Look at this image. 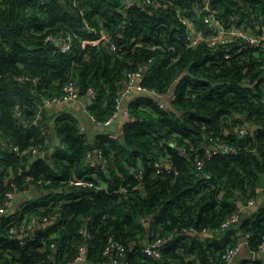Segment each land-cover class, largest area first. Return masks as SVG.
<instances>
[{
  "label": "trees",
  "instance_id": "trees-1",
  "mask_svg": "<svg viewBox=\"0 0 264 264\" xmlns=\"http://www.w3.org/2000/svg\"><path fill=\"white\" fill-rule=\"evenodd\" d=\"M168 1L154 9L121 0H0V196L34 195L0 217V264H68L81 246V264H228L221 255L239 242L245 251L231 264H264L256 254L264 235V46L228 58L227 46L186 48L176 10L192 16L204 0ZM209 2L224 22L252 32L264 26V0ZM100 29L115 51L104 41L82 43ZM49 34L66 38L68 50L60 38L45 40ZM142 64V87L173 90L166 110L139 92L127 99L119 129L81 134L78 114L41 108L74 81L83 99L93 87L87 114L104 120L120 103L127 73ZM39 111L45 134L33 123ZM245 122L256 131L239 138L235 127ZM221 143L234 149L215 152ZM28 146L50 156L20 153ZM164 158L171 170L157 171ZM72 176L97 187L67 185ZM259 197L256 210H245ZM236 211L239 220L222 228ZM53 214L24 244L9 232L16 221ZM161 238L158 256L144 251ZM110 241L123 255L104 253Z\"/></svg>",
  "mask_w": 264,
  "mask_h": 264
},
{
  "label": "built area",
  "instance_id": "built-area-1",
  "mask_svg": "<svg viewBox=\"0 0 264 264\" xmlns=\"http://www.w3.org/2000/svg\"><path fill=\"white\" fill-rule=\"evenodd\" d=\"M125 3L130 2H137L144 7H152L154 9L158 8H167L169 6L168 0H121ZM178 22L183 26L184 28V38L183 43L186 48H195L200 45H205L208 48H217L218 46H227L228 48H232L234 51L232 53H225V57H231L233 55L241 54V52L244 49L248 48H259L264 46V26H262L257 32H252L251 30H248L244 27V25H238L233 24L229 22H224L222 18L219 16L218 10L215 7H212L209 0H204L201 5L195 6V14L194 15H187L185 13L184 9L178 8L176 10L175 14ZM202 21V25H198L197 21ZM58 38H60L63 42L60 44V50L61 51H67L69 48V41H66V38L64 37H57L54 35H47L45 40H52L55 41ZM104 41V43H109L110 48L112 50H116V47L113 43L109 42V38L107 34L103 31V29H100L99 36L97 38H85L82 40L83 44H98L99 42ZM146 64L140 65V67L135 70L127 73V81L124 89L120 92L119 97V105L116 106V108L112 111V113L105 118L104 120H96L93 116L88 115L87 113V106L91 104L93 99L95 98V90L93 87L88 88V94L84 101L83 106V113L88 115L89 119L91 120L92 124H94L95 127L98 129H102L103 127H109L114 124L115 119L119 115H124L125 117L129 116V107L122 101L127 98L126 95L130 94L132 92V88L135 87V83H137V80L142 75V69H145ZM264 69V67H261ZM139 92H144L147 94H150L159 101V105L161 109L166 110L169 106V100L171 98H174V94L172 93L169 96V99L163 101L160 100L164 98L165 94L157 92L155 89H147L146 87H142L139 83L136 86ZM81 96L78 91V87L74 81L66 82L63 86V92L60 95L53 96L51 98L44 99L43 104L41 105V108L44 106H54V105H60L65 104L69 101L80 99ZM40 108V109H41ZM41 112L39 111L35 118L33 123H35L36 126H38L43 134H45L47 131L44 127V125L41 123ZM78 129L81 134L85 133L87 128L81 120L78 123ZM255 128H253L251 125L249 127L246 126V124H238L235 127V132H237V136L239 138L244 137L245 135H248L252 137L255 133ZM50 140L46 139V145H50ZM13 149L16 151H19V147L17 145L12 144ZM234 148L233 146L227 144V143H221L218 144L217 148L214 149L215 152L220 153H228L232 151ZM40 148L39 146H28L20 151V153H31L32 155L39 154ZM183 152V151H181ZM100 155V154H99ZM88 157H91V154ZM102 162L104 160L100 159ZM164 163L156 161L155 167L157 171H163L171 169L170 159L164 158ZM197 164L201 166V161H198ZM22 173L21 170H18V174ZM140 175V173H139ZM26 180H30L31 176L27 175L25 176ZM67 185H88L97 187L96 184H94L91 180H88L84 177H76L72 176L69 177L66 181ZM102 187L104 184H100ZM138 184L134 185L133 188H137ZM121 191H125V189H121ZM25 194L22 195L20 192H16L15 190L11 189L6 191L2 196H0V217L8 212L14 211L17 206V202L20 198L24 197ZM255 204L254 200H249L247 202L246 207H250ZM56 215H50V216H43L42 218L36 217L34 215L29 216V218L24 220H19L14 222L10 225L9 232L12 234L17 235L19 238L22 239V243H26V240L28 237H31V231L33 230L34 225L36 222H42L46 223L49 222L50 218H54ZM240 218L239 212L236 211L232 213L229 217H227L222 223L221 227H227L230 223L238 221ZM26 239V240H25ZM167 238H161L158 240H155L151 243H148L144 247V251L149 253L151 256H158L159 251L157 249V245L159 242L165 241ZM244 242H239L234 245L228 246L223 251L221 257L224 259L225 262L228 264H231V262L234 260L238 252L240 251L242 244ZM109 249H114L117 251L118 255H123L124 249L123 246L116 241H110L109 245L104 249V253H107ZM256 252L258 254L264 253V235L262 236L261 242L258 244ZM85 257V248L83 246L79 247V250L75 257L71 259L68 264H81L82 260ZM113 262H116V259L113 260ZM127 264V263H126Z\"/></svg>",
  "mask_w": 264,
  "mask_h": 264
},
{
  "label": "crops",
  "instance_id": "crops-1",
  "mask_svg": "<svg viewBox=\"0 0 264 264\" xmlns=\"http://www.w3.org/2000/svg\"><path fill=\"white\" fill-rule=\"evenodd\" d=\"M171 91H172V89L168 90L167 93H165V96H164V98L162 99L163 101H165V100H167V99L169 98V96L173 93V92H171ZM127 99H129V98H125L122 102L125 103V102L127 101ZM84 101H85V99L80 98V99H77V100L69 101V102H67V103H65V104L54 105L53 108H54V111H56V112H57V110H59V109H65V110H67V111H71V112H74V113L78 114L79 116L82 117V120H83V122H84V124H85V126H86V128H87V131H89L90 133H92V132L98 130V128L95 127L94 124H92V122H91V120L89 119V117H88L86 114L83 113V106H84L83 104H84ZM126 118H127V117H125L123 114H122V115H119V116L115 119V122H114V124H113V125H114V128L119 129V128L121 127V125L123 124V122L126 120ZM57 143H58V141H55V142H54L55 145H56ZM54 144H53V145H54ZM39 154L44 155V156H46V157H49V156H50V150H49V149H45V150L41 151ZM31 195H32V197L34 196L32 193H27V194H25V195H24V197H26L25 201H26L27 199H32V197H30ZM24 197H22V198H20V199L24 200V199H23ZM20 199L18 200L19 202H20ZM19 205H20V204H19ZM19 205H18V206H19ZM204 235L210 237V236H212L213 234H212V232H205ZM242 251H243V252H242ZM244 251H245V250H243V248H242L240 254H243ZM256 254H257V255H260V254H258V253H256ZM256 254H253V253H252V255H256ZM235 262H236V259H235V261L233 260V263H235ZM82 264H84V263H82Z\"/></svg>",
  "mask_w": 264,
  "mask_h": 264
},
{
  "label": "water",
  "instance_id": "water-1",
  "mask_svg": "<svg viewBox=\"0 0 264 264\" xmlns=\"http://www.w3.org/2000/svg\"><path fill=\"white\" fill-rule=\"evenodd\" d=\"M180 78H181V75L177 77V80H179ZM140 79H141V77H139L138 80H137V83H135L136 86L138 85ZM136 86L132 88V92H131L130 94L126 95L127 98H130V97H132L134 94L139 93V90L137 89ZM171 92H173V90H172ZM160 100H162V99L160 98ZM245 124H246L247 127L250 126L248 122H245ZM30 197H32V195H31ZM23 199L25 200L26 197H24ZM237 203H238V206H239V207H242V203H241V201H238ZM259 203H261V197L258 198L256 204L250 206L249 208H245V210H246V209H247V210H256L257 207H258V204H259ZM19 204H20V202L18 201L17 204H16V206H18Z\"/></svg>",
  "mask_w": 264,
  "mask_h": 264
}]
</instances>
